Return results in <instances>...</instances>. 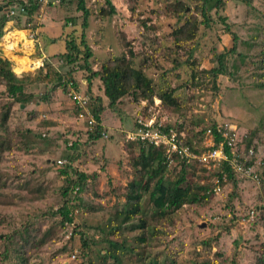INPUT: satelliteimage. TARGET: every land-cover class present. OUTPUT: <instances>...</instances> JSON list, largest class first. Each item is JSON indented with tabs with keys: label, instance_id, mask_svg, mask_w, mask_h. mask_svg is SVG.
Instances as JSON below:
<instances>
[{
	"label": "rangeland",
	"instance_id": "374dc122",
	"mask_svg": "<svg viewBox=\"0 0 264 264\" xmlns=\"http://www.w3.org/2000/svg\"><path fill=\"white\" fill-rule=\"evenodd\" d=\"M50 1V5L41 4L43 11L39 10L37 20L34 18L39 40L36 48L28 35L24 39L22 32L14 33L8 24L4 29L0 57L10 60L17 76L34 73L41 64L38 59L59 73L71 68L55 55L64 51L67 31L62 38L61 34L66 18L76 19L80 13L75 11L74 3L63 7L56 0ZM86 1L91 11L86 38L93 52L92 70H98L109 59H128V51L132 50V66L152 81L155 94L172 91L181 102L179 111L161 104L154 112L163 126L179 130L174 129L182 134V143L189 141L200 148L209 126L226 124L237 136H245V144L251 139L252 161L260 163L255 166L258 181L236 174L229 180L226 172L219 181L220 168L207 170L194 164V173L191 171L188 178L207 187L210 199L184 205L161 218L153 216L149 201L155 179H143L148 191L141 201L142 214L116 232L115 238L125 239V246L133 249L120 256L121 264H256L257 258L264 256V67L260 68L264 58V0L248 5L224 0L222 9L209 12V26L197 25L195 39L183 42L182 47L173 44L172 32L182 27L190 15L203 20L196 13L197 0H110L115 8L112 17L99 15L106 8L105 0ZM177 1L186 7L174 13L172 7ZM6 7V0H0L1 13L3 10L7 14ZM48 16L51 18L46 22ZM19 23L24 26L23 18ZM233 36L237 37L236 52L229 54L226 52L233 46ZM190 50L192 57L188 55ZM220 54H225L224 75L213 83L205 71L218 67ZM191 61H195V82L190 77ZM86 76L79 71L76 77L81 93L89 97L90 111L101 105L97 97L107 106L98 78L92 79L91 91H87ZM29 88L25 92L36 95L29 103L10 104L0 80V115L8 105L11 109L8 121L0 124V137L10 148L0 151V256L8 236L18 240L19 232L37 237L49 232L51 239L46 244L27 248L29 264H86L87 260L103 264L100 256L109 246L100 240L107 238L106 228L119 224L125 187L138 177L131 164L139 154V146L135 141H126V133L150 114L157 102L154 99L159 98L144 101L131 94L124 96L116 110L105 109L102 114L106 138L93 142L88 136L95 125L91 132L77 118L62 88L53 83ZM45 94L49 95L48 102L40 99ZM58 161L89 176L88 186L81 193L82 210L73 223L65 225L54 215L66 200L62 196L65 178L60 175L65 165ZM168 169H178V162L169 164ZM216 183L220 188L217 193L213 191ZM141 218L146 221L145 229L127 231ZM74 231L96 240L86 255H81L78 235L69 241ZM139 236H145L144 243L136 241ZM13 263L14 259L6 264ZM105 264H112V260L107 259Z\"/></svg>",
	"mask_w": 264,
	"mask_h": 264
},
{
	"label": "trees",
	"instance_id": "16d2710c",
	"mask_svg": "<svg viewBox=\"0 0 264 264\" xmlns=\"http://www.w3.org/2000/svg\"><path fill=\"white\" fill-rule=\"evenodd\" d=\"M58 4L63 7L66 4L74 3L75 11L80 13L78 18H66V24L63 25L61 38L64 35V51L55 55V58H60L63 65L66 67H71L66 73H59L58 70L53 67L51 64H42L40 67L31 74H22L17 76L12 72V63L7 58L0 57V80L3 81L5 86L6 98L9 103L19 104L20 106L26 105L29 103L33 97H36L33 93H26V89L29 87L38 85V84H55L56 88H62L64 93L68 94V98L71 101V96L69 95L71 89L75 91H80L78 85L80 80L77 79L79 71L85 72L87 80V91H91L90 84L93 78H98L101 84V90L103 96L108 101V105L104 106L103 99L97 97L96 101L99 102L98 106L92 108V115L95 119V130L92 134H89L88 141H97L101 138H104L102 134L103 126L102 124V114L105 109H115L118 102L121 101V98L129 94L133 95L136 99H142L147 101H152L155 96H157L164 108L169 110L179 111L181 109V102L173 95V92H160L155 94L152 81L146 77L141 70L135 69L132 66V59L135 57V54L132 50L128 51V59L125 56L121 58H114L105 61L100 64L98 70L94 71L91 68L90 59L93 57V52L91 46L88 44L86 38V30L89 26V19L91 17V11L86 5V0H56ZM238 2L244 3L246 5L250 4L254 0H236ZM197 11L203 20L198 21L196 16L190 15L182 27L176 29L172 32V41L173 44L177 47H182L183 42L192 41L195 39L197 25L204 24V26H209V12L211 10L219 11L224 7V0H197ZM6 12L10 7L24 10V13L13 16V18H7L5 12H0V40L4 35V29L8 21H12L10 28L15 30H21L29 27L34 22V18L40 10L41 4L40 0H6ZM51 1L48 0L47 5H50ZM106 8H103L99 11V15L102 17H112L115 14V8L112 5L110 0H105ZM181 1H177L175 6L172 7L174 13H179L185 9ZM133 9V8H132ZM132 11V10H131ZM195 13V14H196ZM23 18L24 26H21L19 23V18ZM72 27V28H69ZM233 46L226 53L234 54L236 52V41L237 37L233 36ZM124 41V39H123ZM54 40H51L53 43ZM129 43V42H128ZM128 43H125L126 46H129ZM130 49V47H129ZM132 51V52H131ZM39 53V52H38ZM189 57H192V51H188ZM54 57V56H53ZM225 54H220L217 57L218 67L212 68L205 71L213 83L216 82L217 78L220 75H224V64L223 60ZM188 62V60H187ZM44 63V62H43ZM191 70L192 66L195 65V61H191ZM77 70L75 71V67ZM63 67V66H62ZM264 67V58L260 61V68ZM191 81L195 82L196 74L194 69L191 72ZM264 87V86H261ZM55 88V89H56ZM54 91V90H53ZM52 91V92H53ZM81 93V91H80ZM41 100L49 101V95L45 94ZM76 109V108H75ZM10 105L4 108L1 117V125H4L10 116ZM116 110V109H115ZM77 111V109H76ZM214 128V124L208 128ZM169 128H173L169 126ZM204 130H202L203 132ZM206 132V130H205ZM204 132V134H205ZM245 137V136H244ZM222 140L221 136L217 135L214 137L215 146H218L219 142ZM251 144V139L242 143V147L245 150H248ZM74 144L71 148L74 150L76 148ZM136 145L139 146V154L136 156V159L132 162L131 167L135 169V174L137 178H134L129 183H127L125 189V202L122 210L119 212L121 219L119 224L114 227L110 226L106 228L107 238L101 239L100 241L106 242L108 244V249L104 250L105 255L100 256V260L103 264L105 261L112 260V264H121L122 260L120 256L124 252H132L131 247L125 246L124 240H117L116 232L125 225H128L133 221V219L140 214H142L141 201L144 197V193L148 191V184L143 183V179L151 180L155 179V184L150 190L149 201L152 207L153 216L165 217L173 214L174 212L181 209L184 205H196L207 202L210 199V190L193 182L188 178L189 173L192 171L194 163L186 165L183 162H178V169L169 170L168 163L166 161V156L164 150L161 148H155L151 145H145L144 143L136 142ZM184 146H190L189 141L182 143ZM240 146V147H241ZM146 147V148H145ZM4 148H9V144L5 142V138L0 137V151ZM228 152V149L226 148ZM2 152V151H1ZM74 161V158H73ZM250 163V162H249ZM65 166L60 170V175L65 178V185L62 187V196L66 198L62 207H60L54 215L60 217V224H71L73 223L74 217L79 214V211L82 210V204H84L81 193L88 186V178L83 171L78 168H72L70 164ZM200 166V165H198ZM104 169V167H102ZM227 177L229 180L233 179L234 173L227 166L225 167ZM71 171V172H70ZM192 175V174H190ZM219 180H221L220 174H218ZM77 188V191L75 189ZM76 210L77 213H74ZM146 227V221L141 218L139 224H135L129 227L127 231H135L136 229L143 230ZM19 232L21 235L18 240L8 236L6 237V243L4 242V251L1 253L0 264H6L11 262L13 259L16 261L15 264H29V259L27 256V248L31 247H40L46 244L51 238L50 233L46 232L43 235L39 234L31 236ZM74 234L69 239L71 241L73 236L78 235L80 241V251L84 255L90 251L91 245H96V240H88L84 233L74 231ZM138 243L145 242V236H139L136 238ZM17 244L19 246H17ZM14 264V263H13ZM86 264H93L91 260H87ZM256 264H264V256L257 258Z\"/></svg>",
	"mask_w": 264,
	"mask_h": 264
},
{
	"label": "built area",
	"instance_id": "2783aa9c",
	"mask_svg": "<svg viewBox=\"0 0 264 264\" xmlns=\"http://www.w3.org/2000/svg\"><path fill=\"white\" fill-rule=\"evenodd\" d=\"M47 3L48 0H40V4L46 6ZM22 13H24L22 8L17 9L10 7L7 9L6 15L7 18L11 19L13 16ZM7 24L11 26L12 21H8ZM28 37L33 47L36 48L39 41L37 38V31L31 30L28 33ZM35 48H33V50ZM38 60L41 62V66L43 64L42 59ZM69 95L71 96L72 104L77 109V118L83 121V123H86L89 127V131L92 132L95 119L89 109V97L85 93H80V91H75L73 89H71ZM155 100L157 101L155 102L156 104H154L155 108L151 106L150 114H147L143 120L136 122L134 128L126 133V141L131 140L135 141V143H144L145 145H151L155 148H164V154L167 158L166 161L168 165L178 161L186 165L192 163L198 164L207 170L220 168L222 180L223 174L226 172L225 167L228 166L234 174L253 181H258L259 176L255 170L257 164L252 161L254 150L252 148L245 150V148L241 146L244 141V136H237L231 127L226 124L215 125L214 128L212 127L206 130L200 148H195L192 145L184 146L182 145V140H180L182 134L174 130L177 128H169L167 125L163 126L162 122L156 118L154 109L160 108L161 101L160 99H154V101ZM217 135L221 136L222 140L219 142L218 146H215L214 137ZM102 136L106 138L105 133H103ZM58 164L64 166L65 161H63V163L62 161H58ZM217 183L215 184L216 188L214 187L213 189L216 193L220 191ZM75 191H77V188ZM74 213H77L76 210Z\"/></svg>",
	"mask_w": 264,
	"mask_h": 264
},
{
	"label": "crops",
	"instance_id": "0c3cea01",
	"mask_svg": "<svg viewBox=\"0 0 264 264\" xmlns=\"http://www.w3.org/2000/svg\"><path fill=\"white\" fill-rule=\"evenodd\" d=\"M40 10L41 11H43V8L41 7L40 8ZM40 11V12H41ZM41 17V16H40ZM51 17L50 16H48V17H46L45 19H46V22L48 21L49 22V19H50ZM36 20H37V18H35ZM48 24H46V27H48L47 26ZM35 29V24H32V25H29V27H27V28H24V29H21V30H15L14 29V33H19V32H22L23 33V35H24V39H26L25 37H27V32L29 33L31 30H34ZM42 29V28H41ZM41 34L43 35V33L41 32ZM20 39V38H19ZM17 46V45H16ZM72 107V106H71ZM102 126H103V129H105L104 128V122L102 121V124H101ZM77 161V160H76ZM76 161H75V163H76ZM74 167H75V165H74ZM81 170V169H80ZM81 171H83V170H81Z\"/></svg>",
	"mask_w": 264,
	"mask_h": 264
},
{
	"label": "water",
	"instance_id": "95a60500",
	"mask_svg": "<svg viewBox=\"0 0 264 264\" xmlns=\"http://www.w3.org/2000/svg\"><path fill=\"white\" fill-rule=\"evenodd\" d=\"M2 8H0V11H1Z\"/></svg>",
	"mask_w": 264,
	"mask_h": 264
},
{
	"label": "clouds",
	"instance_id": "9594fccd",
	"mask_svg": "<svg viewBox=\"0 0 264 264\" xmlns=\"http://www.w3.org/2000/svg\"><path fill=\"white\" fill-rule=\"evenodd\" d=\"M66 164V163H65Z\"/></svg>",
	"mask_w": 264,
	"mask_h": 264
}]
</instances>
